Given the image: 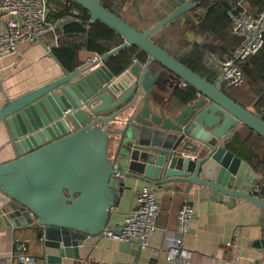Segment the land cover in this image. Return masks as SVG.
I'll list each match as a JSON object with an SVG mask.
<instances>
[{"label":"water","instance_id":"95a60500","mask_svg":"<svg viewBox=\"0 0 264 264\" xmlns=\"http://www.w3.org/2000/svg\"><path fill=\"white\" fill-rule=\"evenodd\" d=\"M71 1L88 12V26L99 22L123 42L72 72L46 45L62 76L11 100L4 95L0 123L15 158L0 164L1 224L34 229L42 264H84L78 248L107 228L127 180L149 188L196 186L227 208L245 200L264 214L257 175L226 149L239 126L264 139L262 117L151 40L201 0H170L174 10L145 31L129 26L101 0ZM83 37L87 40L88 30ZM130 47L145 53L146 62L132 59L114 75L104 62ZM181 84L194 89L193 100L171 103L166 91ZM263 95L264 90L259 98ZM252 247L264 252V235Z\"/></svg>","mask_w":264,"mask_h":264},{"label":"crops","instance_id":"0c3cea01","mask_svg":"<svg viewBox=\"0 0 264 264\" xmlns=\"http://www.w3.org/2000/svg\"><path fill=\"white\" fill-rule=\"evenodd\" d=\"M237 4L244 6L253 17L261 12L256 8H248L246 0H234V6L227 13L228 18L229 13L237 11ZM174 5L170 0H116L111 3L110 10L135 30L145 31L166 18L174 10ZM203 13L198 7L182 18V21L173 22L170 28L178 31L181 36L168 38L171 29L165 27L151 38L161 41L172 57L181 47H190L194 43L218 47L212 36L197 34L193 28V16H201ZM229 21L230 27L226 32L231 37L232 22L230 19ZM3 31L4 19L0 16V33ZM56 32L40 36V42L19 43L13 53L0 57V107L5 101L4 95L11 100L62 76L57 62L46 50V45H56ZM236 39L238 44L229 48L226 56L239 45L240 40ZM210 55L222 59L220 57L224 54L219 56L215 52L204 56V64L212 73H217L219 67L210 59ZM92 57L94 55L83 56L86 60L81 66L86 65ZM182 85L180 88L186 86ZM169 95L171 103L178 102L168 89L165 97ZM245 109L251 111V106L245 105ZM245 133L246 129L239 126L230 134L226 143L236 141V138ZM109 153L112 155V148ZM14 158L15 153L9 144L5 128L0 123V164ZM241 161L249 166L244 160ZM253 172L258 177L259 194L261 186H264V178L254 170ZM144 187L147 185L125 181L117 205L111 211L108 228H120L133 206L136 193ZM152 189L159 206V215L149 247L142 249L134 241L117 242L101 235L90 237L78 248L79 257L84 264H173L165 258L164 239L167 234L176 230V216L185 203L193 208L188 232L182 238V247L190 254L187 264H264V252L252 247V243L264 235V214L257 207L245 200H236L233 206L227 208L223 203L210 201L208 191L196 186L189 190L182 187L176 190L173 186ZM37 239L34 229L12 230L0 222V264H21L18 261L21 256L31 258L32 261L27 264H42ZM63 264H71V261L64 260Z\"/></svg>","mask_w":264,"mask_h":264},{"label":"trees","instance_id":"16d2710c","mask_svg":"<svg viewBox=\"0 0 264 264\" xmlns=\"http://www.w3.org/2000/svg\"><path fill=\"white\" fill-rule=\"evenodd\" d=\"M114 1L116 0H101V4L105 9L111 11L110 5ZM246 3L248 8L262 10L264 7V0H246ZM47 4V21L63 24L55 33L57 43L52 48L51 53L66 72H72L80 67L86 60L82 58L83 56H102L123 42L120 36L99 22L88 26V12L71 0H47ZM232 6H234V0H202L199 9L204 13L201 16H193V28L197 34L212 36L218 43V47L194 43L190 47L187 45L181 47L173 56L183 66L209 83L214 82L216 73H212L204 64V56L207 53L216 52L219 56L224 54L220 58L226 59L228 49L238 44V40L230 33L231 39L226 32V29L230 27L227 13L232 9ZM172 24L166 27L171 29ZM87 30L88 38L85 40L83 34ZM178 35V31L171 29L167 37L176 38ZM151 40L167 52L161 41L152 38ZM132 59L143 65L147 60V55L134 47H130L107 59L104 65L114 75L119 76L130 67ZM239 67L244 78L243 84L237 89L221 88L220 90L241 107L245 108V105H250L251 112L261 116L264 123V95L259 98L264 90V39L259 51L240 63ZM173 94L177 101L188 103L193 100L195 91L186 85L184 88L174 90ZM226 149L239 159L244 160L264 178V139L246 129V133L236 138V141L227 143ZM259 197L264 200V186H261Z\"/></svg>","mask_w":264,"mask_h":264},{"label":"built area","instance_id":"2783aa9c","mask_svg":"<svg viewBox=\"0 0 264 264\" xmlns=\"http://www.w3.org/2000/svg\"><path fill=\"white\" fill-rule=\"evenodd\" d=\"M47 14V0H0V16L4 19V31L0 33V57L13 53L19 43H32L45 33L57 31L61 22H48ZM229 19L232 22V34L240 40L239 45L226 59L209 56L219 67L213 82L219 89H237L243 84L244 78L239 65L259 51L264 39V8L253 17L244 6L237 4V11L229 13ZM98 59L99 56L94 55L88 60V64H93ZM99 65L100 63L94 65L92 69ZM82 109L85 110V106ZM158 215L159 206L155 193L152 188L144 187L136 193L133 206L124 217L118 232L107 227L101 236L117 242L134 241L140 248H147L155 231ZM192 217L191 205L183 204L176 216V230L167 234L164 239L165 258L168 262L187 264L190 254L182 247V238L188 232ZM18 261L27 264L32 260L21 256Z\"/></svg>","mask_w":264,"mask_h":264}]
</instances>
